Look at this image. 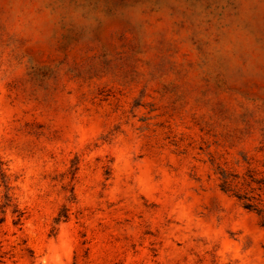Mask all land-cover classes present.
<instances>
[{"label": "rangeland", "instance_id": "374dc122", "mask_svg": "<svg viewBox=\"0 0 264 264\" xmlns=\"http://www.w3.org/2000/svg\"><path fill=\"white\" fill-rule=\"evenodd\" d=\"M0 264H264V0H0Z\"/></svg>", "mask_w": 264, "mask_h": 264}, {"label": "trees", "instance_id": "16d2710c", "mask_svg": "<svg viewBox=\"0 0 264 264\" xmlns=\"http://www.w3.org/2000/svg\"><path fill=\"white\" fill-rule=\"evenodd\" d=\"M62 216H63V215H60L59 217H57V219H56V222H57V223L61 220ZM64 216H65V215H64Z\"/></svg>", "mask_w": 264, "mask_h": 264}]
</instances>
